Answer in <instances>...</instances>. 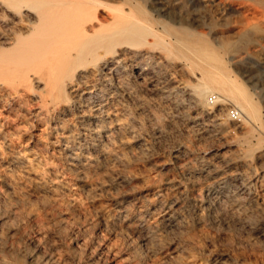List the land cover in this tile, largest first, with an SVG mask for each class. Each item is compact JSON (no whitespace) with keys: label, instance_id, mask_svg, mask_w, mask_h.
<instances>
[{"label":"bare ground","instance_id":"bare-ground-1","mask_svg":"<svg viewBox=\"0 0 264 264\" xmlns=\"http://www.w3.org/2000/svg\"><path fill=\"white\" fill-rule=\"evenodd\" d=\"M230 65L264 103V0H0V264H251L198 238L229 176L264 173ZM175 99L196 130L165 153Z\"/></svg>","mask_w":264,"mask_h":264},{"label":"rangeland","instance_id":"rangeland-1","mask_svg":"<svg viewBox=\"0 0 264 264\" xmlns=\"http://www.w3.org/2000/svg\"><path fill=\"white\" fill-rule=\"evenodd\" d=\"M230 69H231L232 74L234 76H236L240 82H243L245 85H247L249 91L251 93H253L252 94L253 99L260 103V105H261V117H262L261 120H264V103L261 102V100L258 96V93H257L258 88L252 87L248 83V81H246L245 77L232 65H230ZM179 100L178 99L173 100L172 101L173 104L170 105V108L173 109L171 111L173 112V114L175 116L174 119H176V121L174 120L173 123H170V125L165 127L164 130L161 132V135L155 141L156 148L163 150L165 153L167 152V150H168V152H171L173 150L179 149L181 144L183 143L182 141L191 140L195 134V130H196L195 127L189 125L187 123V120H185L180 113L179 109H180V106L183 104V100L182 99H179ZM211 100H212V98H211ZM211 100L209 98V101H211ZM184 102H186V101H184ZM231 106H233V105H231ZM228 107H230V106H228ZM223 115L227 116L225 111L223 112ZM180 119H182V120H180ZM185 127H187L189 129V133L192 132V133H190V135H188L189 134L187 132L188 129ZM183 128L185 130L186 129L187 130L185 131ZM187 137H189V138H187ZM253 142H255V141L253 140ZM203 143H201L199 145L200 150H197L201 153V155H203L205 152L213 151L211 141H209V142L204 141ZM189 144L191 146L193 145V147H195L194 143L190 142ZM262 146H263L262 148L264 149V142H263ZM166 148H167V150H166ZM229 150H230V148L227 145H222L219 149V151H220L219 153L222 152L225 154H229L230 153ZM203 151H205V152H203ZM255 162L256 161H254L252 163V167H251L252 170L247 169V173L245 172L241 176H239V175L229 176L228 183L226 184L225 188L223 189L224 191H226V192H224L225 194H223V196H221L219 198L220 200L217 198L214 199L215 201H213V204L210 207L211 208L210 209V214H211L210 218L211 219L205 225L206 228L203 227L202 231H200L199 236H198V238L200 239L199 242L202 245L212 246L213 243H214V245L216 244L215 246L213 245V248H216L217 249L216 252H218L217 254L218 255L221 254L223 258L225 257L224 259H226L227 262L231 261L232 260L231 258L234 259L236 256L241 254V255L245 256L246 259L251 264H264V212H263L264 211V208H263L264 204H262L261 200L259 199L260 197L263 196L261 194L263 193L262 186L264 188V173L262 172L261 167H259L260 166V165H258L259 163L258 162L255 163ZM253 170H254V172H253ZM260 178H262V180ZM241 191H242V193H241ZM243 193L246 195H243ZM256 198L258 199V201H256ZM218 202H219V205H218ZM220 203H221V205H220ZM254 206H256V207H254ZM218 207H219V209H218ZM211 210H212V212H211ZM215 213L217 216L215 215ZM223 213L225 214V217L223 216L224 215ZM214 217H216V218H214ZM220 219H222V220H220ZM208 229H210V230H208ZM201 233H203V234H201ZM212 233L215 237L213 235L211 236ZM204 236H205V239H204ZM218 237H220V238H218ZM176 239L180 243L182 241L181 244L184 243L183 238L180 235H176ZM207 239H208V241H207ZM204 240H205V242H204ZM211 241H213V242H211ZM219 241H221V242H219ZM207 242H208V244H207ZM209 242H211V243H209ZM217 243L219 244L218 247H217ZM223 245L225 248L222 247ZM227 245H228V247H227ZM220 246L222 247V249L220 248ZM223 249L225 250L224 251L225 253L223 252ZM230 250L232 252L228 253ZM236 254H238V255H236ZM232 255H233V257H232Z\"/></svg>","mask_w":264,"mask_h":264},{"label":"built area","instance_id":"built-area-1","mask_svg":"<svg viewBox=\"0 0 264 264\" xmlns=\"http://www.w3.org/2000/svg\"><path fill=\"white\" fill-rule=\"evenodd\" d=\"M226 113L229 117H231L232 119H239L240 117V112L238 111V109L234 106H230L227 108Z\"/></svg>","mask_w":264,"mask_h":264}]
</instances>
